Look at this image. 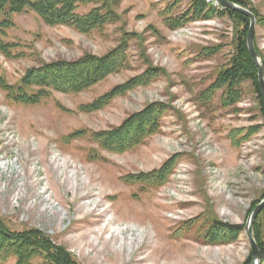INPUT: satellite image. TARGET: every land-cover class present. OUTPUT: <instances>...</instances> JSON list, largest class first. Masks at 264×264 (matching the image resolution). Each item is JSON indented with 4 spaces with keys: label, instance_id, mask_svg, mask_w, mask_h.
<instances>
[{
    "label": "rangeland",
    "instance_id": "rangeland-1",
    "mask_svg": "<svg viewBox=\"0 0 264 264\" xmlns=\"http://www.w3.org/2000/svg\"><path fill=\"white\" fill-rule=\"evenodd\" d=\"M194 1L108 0L116 20L89 33L48 25L30 10L10 17L0 32V79L10 86L34 67L103 57L128 38L124 68L86 91L51 90L27 104L0 86V219L10 231L39 230L77 264H250L247 222L264 196V110L252 81L241 84L234 106L222 103L223 90L199 101L240 54L246 25L219 14L194 18ZM237 1L258 14L255 48L264 68V0ZM184 14L182 28L168 25ZM151 69L158 75L148 84L92 109ZM154 102L171 110L144 144L114 153L95 141ZM174 156L161 185L129 178ZM256 221L264 247V210ZM214 222L243 232L210 241Z\"/></svg>",
    "mask_w": 264,
    "mask_h": 264
},
{
    "label": "trees",
    "instance_id": "trees-1",
    "mask_svg": "<svg viewBox=\"0 0 264 264\" xmlns=\"http://www.w3.org/2000/svg\"><path fill=\"white\" fill-rule=\"evenodd\" d=\"M229 1L244 7V3L240 1ZM214 3V1L195 0L191 7L193 17L207 19L219 14L220 16L237 18L246 25V31L240 44V54L231 61L225 70L218 74L210 87L200 93L199 101L207 104L214 99L217 92L223 90L222 103L225 106H234L240 102L242 97L241 84L245 81H252L264 110L258 70L247 47L250 20L245 15L223 6L214 7ZM85 7H92L93 9L88 13H81L80 9ZM28 10L34 11L48 25L69 26L81 33L92 32L116 20V14L109 7L108 0H0V32L10 24L9 19L13 14ZM250 11L255 13L252 9ZM255 15L258 17V14L255 13ZM188 16L189 14H184L168 25L172 28H182L188 21ZM127 39L124 38L118 48L103 57L85 55L75 61L59 60L50 64H42L28 70L19 85L10 86L0 79V86L10 92L15 101L27 104L39 102L51 90L63 93L86 91L109 75L124 68ZM0 49H2L1 46ZM157 72L158 70L151 69L147 74L114 88L92 104V109L106 105L134 86L148 84L151 79L158 75ZM170 110L171 107L163 102L151 103L142 111L128 117L121 126L110 131L97 133L95 141L100 147L110 152L123 153L129 151L144 144L149 137L158 133L161 130L165 114ZM176 158L175 156L172 157L158 170L129 178L136 181L143 180L148 185H161L170 178ZM262 200H264V196ZM256 222L254 229H256ZM241 232H243V226L214 222L207 230L206 236L210 241L215 242L222 241L224 238H236ZM255 237L262 254V262H264V247L260 243L256 230ZM9 256L16 257V264H37V260H41V264H77L66 249L55 246L53 241L41 231L30 229L12 232L0 219V263ZM252 259L251 257L250 264L253 263Z\"/></svg>",
    "mask_w": 264,
    "mask_h": 264
},
{
    "label": "water",
    "instance_id": "water-1",
    "mask_svg": "<svg viewBox=\"0 0 264 264\" xmlns=\"http://www.w3.org/2000/svg\"><path fill=\"white\" fill-rule=\"evenodd\" d=\"M211 1H215L216 6H223L225 8L234 10L236 12H239L245 15L246 17L250 19V28H249V33H248L247 45H248V50L250 52L252 60L258 70V80L260 84L261 95L264 100V68H263V64L261 63L260 57L255 48V28H256L255 15L250 10L240 6L237 3L229 1V0H211ZM263 210H264V200H262L260 204L257 205V207L253 210L247 222L246 231H247V236H248V239L251 243L252 250H253V260H254L253 264H261L262 262V254H261L258 242L254 236L253 226H254V223L258 215Z\"/></svg>",
    "mask_w": 264,
    "mask_h": 264
}]
</instances>
